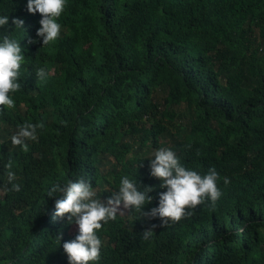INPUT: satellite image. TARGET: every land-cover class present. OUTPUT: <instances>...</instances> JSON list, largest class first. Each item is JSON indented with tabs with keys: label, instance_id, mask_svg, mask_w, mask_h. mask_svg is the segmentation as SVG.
Returning a JSON list of instances; mask_svg holds the SVG:
<instances>
[{
	"label": "trees",
	"instance_id": "obj_1",
	"mask_svg": "<svg viewBox=\"0 0 264 264\" xmlns=\"http://www.w3.org/2000/svg\"><path fill=\"white\" fill-rule=\"evenodd\" d=\"M0 15L24 54L0 106V264H68L78 228L54 217L53 184L85 177L106 199L127 175L157 206L148 159L165 147L214 168L221 196L166 225L118 212L96 264H264V0H67L45 46L27 0H0Z\"/></svg>",
	"mask_w": 264,
	"mask_h": 264
},
{
	"label": "clouds",
	"instance_id": "obj_2",
	"mask_svg": "<svg viewBox=\"0 0 264 264\" xmlns=\"http://www.w3.org/2000/svg\"><path fill=\"white\" fill-rule=\"evenodd\" d=\"M67 0H27V11L39 13L40 27L36 35L43 46L55 42L60 34L59 18L63 13ZM15 28L23 29L24 20L13 18ZM9 25V16L0 15V28ZM17 40L10 35H0V106L12 107L14 100L10 93L20 88L18 77L24 54ZM37 77L44 79L47 75L44 68H39ZM35 126L28 125L20 130L19 136L13 137V143L22 144L19 137H34ZM149 161V175L160 181L159 187L166 189L159 193L158 204L147 212L153 197L152 187L143 186L135 177L121 176L118 190L106 199L97 197L92 183L85 177L69 179L65 183L53 184L48 190L47 197L54 198V217L65 220L67 224H75L78 228L74 239L65 241L62 245L67 255L68 264H96L100 259L102 241L98 230L110 220H114L123 209L136 211L161 219L162 225L179 221L205 199L216 201L221 196L217 186L218 173L210 168L201 174L196 170L186 168L171 148H160L155 151ZM9 181L14 180V174L8 173ZM227 183V180H225ZM19 190V185H12ZM153 232H144L145 238ZM60 243L61 236H56Z\"/></svg>",
	"mask_w": 264,
	"mask_h": 264
},
{
	"label": "rangeland",
	"instance_id": "obj_3",
	"mask_svg": "<svg viewBox=\"0 0 264 264\" xmlns=\"http://www.w3.org/2000/svg\"><path fill=\"white\" fill-rule=\"evenodd\" d=\"M120 211H121V212H119V213L124 214L125 211H126V209H123V206L121 205V210H120Z\"/></svg>",
	"mask_w": 264,
	"mask_h": 264
}]
</instances>
